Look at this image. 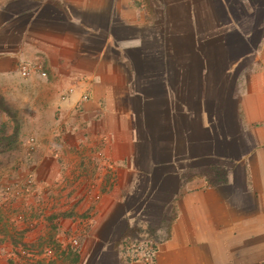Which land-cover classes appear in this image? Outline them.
Returning a JSON list of instances; mask_svg holds the SVG:
<instances>
[{
  "label": "crops",
  "instance_id": "1",
  "mask_svg": "<svg viewBox=\"0 0 264 264\" xmlns=\"http://www.w3.org/2000/svg\"><path fill=\"white\" fill-rule=\"evenodd\" d=\"M0 101L38 144L0 264H264V0H0Z\"/></svg>",
  "mask_w": 264,
  "mask_h": 264
},
{
  "label": "rangeland",
  "instance_id": "2",
  "mask_svg": "<svg viewBox=\"0 0 264 264\" xmlns=\"http://www.w3.org/2000/svg\"><path fill=\"white\" fill-rule=\"evenodd\" d=\"M255 35H257L256 32L253 33L252 37ZM254 38L251 39L254 40ZM251 46L250 44V47ZM21 128V118H18L15 111L9 109L0 101V200L8 201L10 199L11 202L20 201L24 191L33 186L35 182L33 173L29 172V168H25L23 165L26 157H33L34 154H37L38 144L33 137H23L20 132ZM31 139L33 140V149L30 146ZM28 176H31L33 179L30 185L26 182ZM5 186H9L10 190L6 191ZM16 192H19L20 195L15 197L13 195H15ZM9 204L10 202L7 207H9ZM11 205L12 203L10 206ZM17 213L24 214L21 211L14 210V222L17 221ZM17 222V225L26 223L24 220ZM32 223L34 225L33 221Z\"/></svg>",
  "mask_w": 264,
  "mask_h": 264
},
{
  "label": "built area",
  "instance_id": "3",
  "mask_svg": "<svg viewBox=\"0 0 264 264\" xmlns=\"http://www.w3.org/2000/svg\"><path fill=\"white\" fill-rule=\"evenodd\" d=\"M20 70L23 76L28 75L29 69L26 66H22ZM42 74L45 75L44 72H42ZM72 91L73 89L71 88L67 89V91H65L62 94L61 98L65 99L66 95L68 93H71ZM86 99H87V95H83L82 100H86ZM30 142H31L30 146L33 149L34 148L32 146L33 140L31 139ZM32 180H33L32 177L28 176L26 178L27 184L30 185L32 183ZM5 190L6 191L10 190V187L5 186ZM19 195L20 193L16 192L15 195L13 196L16 197ZM16 217H17V221L26 220L25 214L22 215L21 213H17ZM29 226L32 227L34 225L33 223H31V225ZM22 245H23V242H22ZM22 245L18 249V254H19V257L23 260L34 261L41 254L48 256V257L55 256L54 248L51 246L45 247L43 251L40 252L34 247L30 248L27 246L24 247ZM158 247L159 246L157 242L154 240L153 235L151 233H147V231L138 233L134 236L124 237L117 245L118 251L126 258V260L132 263H137V264H152L154 261L155 255L158 251ZM68 249L70 251H76L79 249V242L76 237L69 239Z\"/></svg>",
  "mask_w": 264,
  "mask_h": 264
}]
</instances>
